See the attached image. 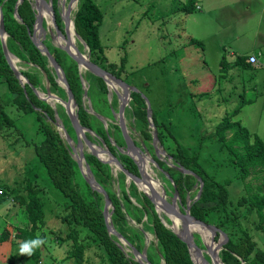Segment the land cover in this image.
I'll use <instances>...</instances> for the list:
<instances>
[{"label":"rangeland","instance_id":"rangeland-1","mask_svg":"<svg viewBox=\"0 0 264 264\" xmlns=\"http://www.w3.org/2000/svg\"><path fill=\"white\" fill-rule=\"evenodd\" d=\"M29 1L35 16L40 12L39 4L46 7L47 11H45L49 13V18L40 15L41 31L33 32L32 28L28 33L29 39L31 40V35L34 33L37 40L52 56L60 60L58 65L63 74L68 72L78 77L76 79L78 102L73 97V113L77 115L79 111H84L89 124V128L83 127L84 135L89 143L96 149L109 152L123 167L124 164L119 159L121 156L129 157L118 127V96L114 93L110 96L104 81H98L95 75L84 68L79 69L78 65L51 41L50 35L56 33L51 18L64 35L62 17L69 0L63 2L56 0L55 7L51 0ZM92 1L102 13L98 39L103 49L102 58L104 62L106 61L105 64H115L120 67L124 60L121 80L139 93L145 106L148 104L150 108V116L146 115V120L141 121L133 114L135 105L130 98L123 111V122L138 154L148 163L147 173L163 188L165 200L171 202L174 186L172 181L164 176L166 168L157 166L156 160L165 164L167 168L177 170L181 167H177L172 159L163 154L162 146L153 142L151 116L166 126L184 156L196 157L197 162L214 180L218 182L230 180L231 200L235 202L239 196L247 194L245 186L250 189V193L264 192L261 186L262 173H251L245 180L240 181L236 170L227 163L226 150L209 136L223 116L239 107L232 120L248 131L250 142L256 135L264 143V112L260 108L264 105V66L260 65H264L263 57H260V63L251 66L252 68L234 67L237 57L246 58L252 52H260L257 49L251 50V47L257 46L264 36V0H194L195 10L190 14L180 11L188 0ZM80 2L81 0H76L69 12L67 30L69 25H72L73 45L90 60L93 55L90 54L85 42L77 36L73 26L74 15ZM12 13L8 15L20 22L17 13L14 10ZM7 38L5 33V47ZM192 39L202 46L190 44ZM7 53L11 64L20 74L27 71L39 79L37 86L33 87L37 95L33 90L31 91L39 100L41 109L37 107L36 110L43 117L41 122L54 127L59 138L66 143L63 133L58 132L53 124V120L58 118L75 144L76 135L61 104V101H67L66 89L47 59L42 58L43 69L41 66H33L30 62L21 60L8 49ZM223 60L226 66L221 65L220 62ZM96 62L100 61L96 59ZM48 76H51L55 87L50 84ZM5 91L6 84L0 82V104ZM24 94L28 95L26 91ZM49 99H54V102L50 104ZM4 112L13 121V126H3L0 131V191L6 194V200L0 204V235L3 231L9 233V241L0 243V264H27L26 257L18 254V241L12 239L16 228L29 226L23 203L28 201L27 186L38 191L37 196L43 212V223L39 226L37 235H40L46 243L40 248L37 264H73V245L70 241L63 242L68 226L60 222L66 203L51 186L45 168L38 162L35 153V147L43 138L39 123L36 122L33 114H21L8 104L4 107ZM163 131L167 133L166 129ZM144 132L150 139H144ZM231 133V131L226 132V138L229 139ZM169 138L164 136V145L171 147ZM65 146L71 156L70 147L67 143ZM87 154L90 152L83 143V156ZM71 158L73 159L72 156ZM105 165L110 176L106 187L109 192L117 196L122 207L123 218L118 220L121 221V231L127 234L132 242H128L114 228L112 217H115V213L112 205L108 208L111 225L131 245L138 243L135 242L134 237L139 231L142 232L143 236L138 240L141 246L140 252L144 251L146 257L152 259L155 264H163L161 253L151 233L150 211L158 210L155 209L156 204L152 203V207L147 203L148 209H145L142 197L145 194L138 189L136 182L129 179L117 166ZM133 165L137 171L134 176L139 177L137 167L134 163ZM79 174L74 175L71 185L76 186L83 193L86 201H90L91 197H86L84 180ZM91 175L93 177L92 172ZM197 186L198 183H193V188L185 195L184 201L177 196L176 206L180 212H184L187 206L190 211L192 202L198 199L199 191L194 194ZM18 196L23 201L16 200L15 197ZM199 206L208 219L206 223L214 226L217 219L213 221L212 211H208L211 207H207V204H199ZM101 208H103L102 202ZM262 212L264 214V210ZM158 216L169 228V218L160 213ZM239 223L242 229H246L255 245L264 251V232L257 229L256 214H247ZM234 226H229L228 231L219 228L224 237L218 234L216 240L224 241L225 238L228 240V237L239 239L238 235L233 236L237 232ZM200 235H193L194 243L206 254ZM88 236L87 233L82 232L78 237V242L84 247L82 264H108L97 248L96 241ZM116 240L126 257L136 261L130 249L119 239ZM221 249L217 251L216 260L217 263L223 264L220 257ZM204 258L209 264L212 263L208 254Z\"/></svg>","mask_w":264,"mask_h":264},{"label":"trees","instance_id":"trees-1","mask_svg":"<svg viewBox=\"0 0 264 264\" xmlns=\"http://www.w3.org/2000/svg\"><path fill=\"white\" fill-rule=\"evenodd\" d=\"M16 1L17 0H0L4 31L8 36L6 47L10 53L16 55L21 60H26L33 64V66H41L44 69L42 58H47L41 55L40 51L35 48L28 34L32 31L35 22L32 5L29 0L21 1L16 10L20 18V22H18L12 16L8 15H11L13 12ZM51 2L55 7L56 0H51ZM194 10V0H188L187 4L180 9V11L186 14H190ZM101 21L102 13L98 6L92 0H81L73 19L74 30L77 36L85 42L90 54L93 55V57L90 58L91 62L97 64L101 69L121 80V67L124 60L121 62V66L118 67L115 64H105L106 61L104 62L102 58L104 57L103 49L98 39V29ZM190 44L199 45V47L202 46L198 41L193 39L190 41ZM64 54L66 55V53ZM248 57H237L234 62V67L243 69L249 68L250 66L247 61ZM53 58L57 64H60L58 58ZM96 59L100 62H96ZM71 61L73 60L71 59ZM220 63L226 66L224 60ZM21 75L25 76L27 79V84H24L23 87H21L18 80L13 76L2 53L0 42V82L6 84V91L3 98H1L2 102L0 104V131L3 126H13V121L4 112L6 104L15 107L21 114H33L36 122L39 123V129L40 132H43V138L40 144L35 147V153L38 162L45 168L51 186L57 191L58 195L60 194L62 200L66 203V207L62 211L63 216L60 222L68 226V232L63 238V242L70 241L73 245V264L83 263L84 247L78 242V237L82 232L87 233L89 235L88 238L96 241L97 248L102 252L108 264H139L135 260L127 258L123 250L118 246L116 237L107 233L101 208L103 197L97 194L96 191L91 192L89 185L84 181L83 185L87 192L86 197H91L90 201H86L83 193L76 186L71 185L74 175L80 172L78 171L77 164L71 158L68 148L65 146L66 143L63 142V139L59 138L54 127L41 122L43 117L36 110L37 107L41 109L39 100L32 93L30 88V86H37L39 79L35 77L34 74H30L27 71L21 72ZM77 78L76 75L74 77L71 73L65 72V79L67 80L70 91L75 101L78 102V100H76V87L78 88ZM96 78L100 82L103 81L99 77ZM48 79L50 84L55 87L51 76H48ZM23 91H26L28 95L24 94ZM130 97L135 105L133 114L141 121H145L146 106L139 93L131 92ZM238 108L239 107L233 112L223 116L221 121L215 125L213 132H211L209 136L211 139H214L215 142L219 143L221 148L223 147L226 150L228 155L227 163L236 170L238 174L237 177L240 181L245 180L251 173H262L261 186L264 188V143L256 136H254V138L252 137L253 140L250 142L248 131L238 122L232 120ZM50 115L52 117V113H50ZM77 118L82 127L89 128L84 111H79ZM151 118L157 133L159 145L163 147L162 150H164L166 156L170 157L177 167L180 166L191 173L184 175L178 169L167 168L165 164L163 165L162 162L156 160L157 166L166 168L165 174H163L165 178L167 176V178L172 181L173 188L176 190L180 200L184 201L185 195L192 190L193 183L195 182L198 183V186L194 194L199 191L198 178L202 183L198 199L192 202L190 206V215L203 222H208V219L204 216L202 207L199 206V204H207V207H211L208 211H212L211 213L214 217L213 221L217 219V221H215V227L218 229L225 228L228 231L230 229L229 226L235 225L234 227L237 229V232L234 233L233 236L238 235L239 239L234 240L228 237V240H226L222 246L220 257L223 264H264V251L255 245V242L252 241L246 229H242L239 223L247 214L255 213L258 217L257 229L264 232V214L262 212L264 210V192L258 191L256 193H250V189L245 186L247 194H242L234 202V200L230 199V180H225L223 182L214 180V178L209 176L204 168L197 162L196 157L188 158L183 155L179 144L171 136L169 131H167L164 124L158 122L154 116H151ZM163 129H166L167 133H164ZM229 131L232 133L228 139L226 138V132ZM164 136L170 137L169 139L172 143L171 147L164 145ZM144 137L145 140L150 139L148 138L149 135L145 132ZM84 158L85 162L90 167L95 182L103 188L110 199L115 213V217H112L114 228L128 242H132L127 234L121 231V221H118L123 218L121 204L117 196L109 192L106 187L109 184L108 179L110 177L108 167L91 154L85 155ZM119 160L124 164L123 168L128 171V173L132 175L137 173L130 158L121 156ZM26 193L27 202H24L19 196L15 197L16 200L23 201L26 218L29 224L28 227L15 229L12 239L15 242L18 241V246L26 240L36 239L37 237L42 239L40 235H37V230L43 223V212L37 196L38 191L27 186ZM142 197L144 198L145 209H148L147 203L149 206L153 207L152 203L145 195H142ZM5 200L6 194L0 191V204ZM150 223L152 228L151 233L154 236L158 251L161 253L163 264H193L186 245L161 223V218L155 210L150 211ZM141 236H143V234L139 231L134 237L135 242L138 243L132 246L137 251L141 250L138 241ZM217 236L218 233L215 236V240ZM7 241H9V233L8 231H3L0 235V243ZM40 248L41 247L36 249L31 257L24 256L26 257L27 264H37L40 257ZM147 258L151 264H155L148 256Z\"/></svg>","mask_w":264,"mask_h":264},{"label":"water","instance_id":"water-1","mask_svg":"<svg viewBox=\"0 0 264 264\" xmlns=\"http://www.w3.org/2000/svg\"><path fill=\"white\" fill-rule=\"evenodd\" d=\"M21 1L22 0L16 1L15 7H14L15 13L17 10V6L21 3ZM75 2H76V0H69L67 8H66L64 15L62 17V21H63L64 27H65L64 35L61 33V31H59L57 29V26L55 25L53 19L51 18V22L55 28L56 34L61 36L64 39V46L58 47V48L63 50L67 54V56L69 58H71L78 65V68L79 67L84 68L87 71H89L90 73H92L93 75H95L96 77L101 78L105 82L106 85L107 84L116 85L121 89V91H122L121 95L122 96L117 95L118 99H119V110H118L119 123H118V127L120 129V133H121L122 139H123L124 144H125V151L131 152L138 157V161H134L132 159V156L130 154H127L128 157L131 159V161L136 165L137 170L139 172V177H136L130 173H127L124 170V168L119 164V162L115 159V157L112 156L109 152L103 151L100 149H96L93 145H91L89 143V141L87 140V138L84 135L85 129L79 124V121L77 119V115H75L73 113V108H72V106H73L72 105L73 95L69 89V86H68L67 81L65 79V75L63 74V72L59 68V65L57 64L55 59L51 56V54L49 53L47 48H45V46L40 41L37 40V38L35 37V34L32 33L31 41H32L33 45L40 51L41 54H43L47 58L52 69L55 71L56 75H58L61 84L66 89L67 101L66 102L61 101V104L64 106L66 115H67L68 120L70 122V125H71V127H72V129L76 135L75 146H73V144H72L73 141L71 140L70 136L66 132L65 128L63 126H61L57 122L56 119L53 120V124L56 126V128H59L63 131V136L65 139V142L70 147V150L72 152L71 156L75 160L77 167H78V170H79L83 180L86 182V184L89 185L91 190L96 191L97 193L101 194L103 197L102 215H103V219H104L105 226L107 229V233L111 236H115L117 239L122 241L123 244H125L130 249L131 253L136 258V261L139 264H151L149 262V260L147 259L144 251H142V252L137 251L131 244H129L125 239H123L121 237V235H119L114 230L113 226L110 223L109 214H108V208L111 205L110 199H109L107 193L103 190V188L101 186H99V184H97V182H95V180L92 177L91 172L89 170L88 164L84 161L83 143L86 146V148L89 150L90 154L93 155L95 158H97L98 161H100L101 163H104V164L117 166L121 171H123V172H125V174H127L129 179L136 182V184H138V182L141 181L143 184H145L147 186V188L149 189V191L151 192V194L153 196L158 197V193L153 188L152 182H155V184H158V185H159V183H157V181L153 180L145 171V168H144L143 163H142L143 158L138 154V150L136 149L135 145L133 144V142L130 140L129 136L127 135V132H126L125 126H124V122H123L124 108H125L127 102L129 101V99L131 98L130 97L131 92H135V90L132 87L127 86V84H125L122 80L116 78L115 76H113L109 72H107V71L101 69L100 67H98L97 65L93 64L88 59V57L82 55L76 49V47L73 45V43L70 40L71 38L69 37V34H68L67 25L69 22V19H68L69 15H70L69 12L71 11L73 4ZM51 11L52 10H50V12ZM51 17H52V15H51ZM41 28H42L41 27V16L39 13H37L35 16V24L33 26V32H37V31L40 32ZM4 37H5V31H4L3 15H2L1 7H0V42H1L2 53L4 55L6 62L9 65L12 73H13V76L18 80L20 85L23 86L24 84H27V79L23 78V76L11 64L8 53H7V49H6L5 44H4ZM30 88L37 95V91L31 86H30ZM47 92H48V90H47ZM48 95H50L49 92H48ZM149 109L150 108H149L148 104H146V115L147 116H150ZM152 127H153V138H152L153 142L158 143V145H159V142L157 139V133H156V130H155V127L153 126V124H152ZM162 152H163V154L166 155L164 150H162ZM98 154L106 155V158L101 159L98 156ZM178 170L180 172H184L186 174H191L189 171L184 170L182 167L178 168ZM197 180L199 182V192H200L202 183H201L199 178ZM159 188L162 190V194H163V197H159L162 204H163V206H161V211L165 215L171 216L172 218L176 219L179 222V227L175 225V222L173 219H169V221L171 223V227H169V228L163 223L162 220H161V223H163V225L167 229L171 230L186 245L192 263L196 264L194 262L192 256H191V251H190L191 248H193L195 250L197 256L201 259L202 264H209L208 261L204 258L203 250H201L197 245H195V243L193 242V240L191 238L192 236H191V232H189V226L190 225H196V226H200V227L205 228L206 231L209 232V246L205 247V249H206L207 254H209L210 258L212 259L213 264H218L217 260H216L217 251L222 248L226 238L224 239V241H221V240L215 241V236L218 233L219 235L221 234L224 237L223 233L218 228H216L215 226L207 224L206 222H203V221L198 220V219L194 218L193 216H191L190 212H189V206H187V209L184 210V212H180L176 206V202H177V198H178L176 190H174V194H173V198H172L171 202H167V200H165L163 188L161 186H159ZM198 196H199V193H198ZM155 212L157 214H159L157 210ZM174 227H176V229H174ZM200 236H202V235H200Z\"/></svg>","mask_w":264,"mask_h":264},{"label":"bare ground","instance_id":"bare-ground-1","mask_svg":"<svg viewBox=\"0 0 264 264\" xmlns=\"http://www.w3.org/2000/svg\"><path fill=\"white\" fill-rule=\"evenodd\" d=\"M61 1V0H60ZM64 0H62V2H63ZM46 8V7H45ZM42 5H38V9H40V12H38L40 15H42L43 17H48L49 18V13L48 12H46L47 10L45 9ZM46 10V11H45ZM65 12V10L63 11V13ZM45 17V18H46ZM47 29V28H46ZM55 29V28H54ZM68 34H69V37L71 38L70 40H71V42L74 44V40H73V27H72V25H69V30H68ZM39 34V33H38ZM51 36V41H52V43H54L57 47H63L64 46V39L61 37V36H59V35H57L56 33L55 34H51L50 35ZM78 38V37H77ZM76 38V39H77ZM77 43V42H76ZM84 45V44H83ZM15 62V61H14ZM79 69H81V67H79ZM58 81V80H57ZM59 83V82H58ZM107 86V89H108V94L111 96L113 93L114 94H116V95H119V96H122L121 94H122V91H121V89H119L116 85H109V84H107L106 85ZM119 89V90H118ZM49 101V103L50 104H52L53 102H54V99H49L48 100ZM51 108L53 109V110H55L54 109V107L53 106H51ZM119 118V117H118ZM58 119V118H57ZM56 119V120H57ZM57 122L61 125V126H63L62 124H61V122H60V120H57ZM64 127V126H63ZM58 129V132H60L61 134L63 133V131L61 130V129H59V128H57ZM87 131V130H86ZM72 144H73V142H72ZM73 146H75V144H73ZM128 154H130L131 156H132V159L134 160V161H138L137 159H138V157L136 156V155H134L133 153H130V152H127ZM140 155V154H139ZM98 156L101 158V159H105L106 158V155H103V154H98ZM141 156V155H140ZM135 158H137V159H135ZM149 160V159H148ZM142 163H143V166H144V168H145V171L147 170V161H144V160H142ZM149 169V168H148ZM148 171V170H147ZM146 171V172H147ZM148 174V173H147ZM149 175V174H148ZM150 176V175H149ZM158 183V182H157ZM138 186V189H140V191L143 193V194H145L147 197H148V199L150 200V202L151 203H153V204H156L155 205V207H156V209L158 208V212L162 215V216H167L169 219H173L174 220V222H175V225L176 226H178L179 227V222L176 220V219H174V218H172L171 216H168V215H165L162 211H161V206H163V204H162V202H161V200H160V198L159 197H163V194H162V192H161V190H160V188H159V185L158 184H155V182H152V186H153V188L155 189V191H157V193H158V197H155V196H153L152 194H151V192L149 191V189L147 188V186L145 185V184H143L141 181L140 182H138V184H137ZM169 227L171 226V223L168 225ZM174 229H176V227H174ZM189 232H191V238H192V240H193V242H195V240H194V237H193V235L194 234H197V235H202L201 237H202V242H203V244H204V246L205 247H207V246H209V232L208 231H206V229L205 228H203V227H200V226H196V225H190L189 226ZM145 236V235H144ZM190 251H191V256H192V258H193V260H194V262L196 263V264H202L201 263V259L197 256V254H196V252H195V250L193 249V248H191L190 249ZM203 254H204V257H205V255H207V252H206V254H205V252H203ZM209 255V254H208ZM219 262V261H218ZM211 264H213V262L211 263ZM218 264H220V262L218 263Z\"/></svg>","mask_w":264,"mask_h":264},{"label":"clouds","instance_id":"clouds-1","mask_svg":"<svg viewBox=\"0 0 264 264\" xmlns=\"http://www.w3.org/2000/svg\"><path fill=\"white\" fill-rule=\"evenodd\" d=\"M46 241L37 237L36 239L26 240L19 245L18 254L20 256L31 257L35 250L45 244Z\"/></svg>","mask_w":264,"mask_h":264},{"label":"crops","instance_id":"crops-1","mask_svg":"<svg viewBox=\"0 0 264 264\" xmlns=\"http://www.w3.org/2000/svg\"><path fill=\"white\" fill-rule=\"evenodd\" d=\"M260 46H262V47H260ZM252 49L251 50H259L260 52H252V53H250L251 55H254L255 57H256V59H257V64H259L260 62H259V58L260 57H263V59H262V61H263V63H264V36H263V38H261V40H260V43L259 44H257V46H253V47H251ZM247 57V56H246ZM257 64H255V65H257ZM250 67L251 66H255V65H250V64H248ZM262 67L264 66L263 64H260ZM252 68V67H251ZM228 84V83H227ZM264 104V103H263ZM262 110H263V112H264V105L263 106H261L260 107ZM256 136V135H255Z\"/></svg>","mask_w":264,"mask_h":264},{"label":"built area","instance_id":"built-area-1","mask_svg":"<svg viewBox=\"0 0 264 264\" xmlns=\"http://www.w3.org/2000/svg\"><path fill=\"white\" fill-rule=\"evenodd\" d=\"M247 61H248V63H249L250 65H255V64H257V59H256L255 56H249L248 59H247Z\"/></svg>","mask_w":264,"mask_h":264}]
</instances>
